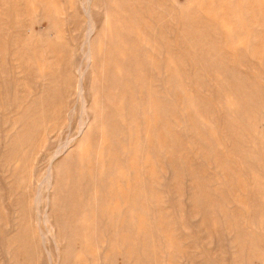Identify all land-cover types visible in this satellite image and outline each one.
Segmentation results:
<instances>
[{"label": "bare ground", "instance_id": "bare-ground-1", "mask_svg": "<svg viewBox=\"0 0 264 264\" xmlns=\"http://www.w3.org/2000/svg\"><path fill=\"white\" fill-rule=\"evenodd\" d=\"M19 1L15 3L9 13L1 12L0 10V20L7 23V26L0 25V56H5L4 59L0 58V63L4 66L9 61L16 62L15 65H12L6 70V73L9 71H17L21 74H38L37 81L41 86V94L38 102L41 107H35L34 102L30 101L33 106L31 108L27 106L28 108L24 113L20 114V117L15 120L10 129L11 131H9L11 133L8 132L5 134L6 141L3 139L5 144L3 148L0 147V158H3L6 152L9 151L8 148L11 147V140L13 138L18 139L23 130L25 128L27 129L29 125H36V123H23L24 118H39L41 113L44 119L51 117L50 121H46L45 119L42 125V133L45 138L36 139L27 146L25 145V149H33L34 146L37 148L45 146L51 134H55L54 136L59 138V135L62 133L61 131L65 130L66 127L68 130L73 127V113H75L76 108L71 107V98L76 97L77 100L79 98L81 99L80 115L74 128L77 134L75 138L77 142L73 144L76 140H73L71 137L64 138V141H57L58 143L52 151V162L51 164L49 163L51 167L55 164V167L54 171L49 172L48 170V180L45 179L46 181L43 182L42 180L44 179H40L38 181L35 170L37 163L34 161L29 167L26 185L23 186V191L26 190L28 192L26 204L30 208V212L33 204L37 205L35 208H39L40 196L43 191L41 189L45 188L49 193V198L47 197V201L45 202L46 210L45 208L42 209L43 211L39 209L40 213H37V215L51 224L53 233L50 234L49 243L53 247H48L45 244L48 240V233H45L42 228H35L33 233L34 242L36 244H43V248L48 257V264H74L72 262L73 257L80 260L77 264H84V245L82 242L84 238L86 239L84 230L88 233L89 241L87 244H90L92 240L94 243V248L88 251L92 256L93 264H125L121 260L120 252L122 251L114 252V245H116V239H120L123 245L128 244V247L130 246L133 251L135 244L134 242L130 243L129 241L131 240L126 235L132 229V226L137 231L138 239H141L145 246L149 243L152 244V252L143 251L142 256L149 257V254H151L154 256L156 264H173L175 258L182 264H198L192 255L196 252L195 250L198 251L194 242V239L197 237V234L193 232V227L195 228V226L204 231L205 236L203 238H206L209 244L215 243L214 239L218 238L223 242L230 243L231 246L226 243V245L230 246L229 253L238 252L239 255L241 254L245 247L243 245L244 242H242L243 236L240 232L234 234L232 230L230 231L225 227L230 232L229 234L224 233V230L222 231L223 225L221 220L211 216L208 208L202 209L199 206L200 203L195 189L192 186L185 187L188 181L193 184L195 178L192 175L191 169L189 170L191 167H189L188 161H183L181 164L178 161L177 151L169 144V139L172 140L174 138L171 131L167 129L168 123L172 119L181 122V124H183V119H187L186 124L189 126L190 133L194 134L195 142L202 145L198 150L196 148L195 150L199 153L204 150L203 152L206 153L205 159L210 162L209 164L217 172L221 169V175H223L225 180H232L236 177L244 185H246V181L247 183L248 180L250 181L249 189L253 192L252 198L260 202L257 204L254 201L250 224L264 232V217H256L260 214L258 209L261 212L264 211V179L262 181L259 179L260 175H264V134L259 131L262 122H264V115H257L258 108H252L250 112L246 110V105L254 102L253 99L255 97L250 95V92H246V83L243 81L245 80L244 77L240 74L221 72L223 69L230 70L231 68H226L221 65L216 66L215 64L217 56H221L225 52V48L229 45V42L220 48L215 47L212 42L203 44L206 46L199 48V43L192 41L194 35H200L202 32L199 26L190 27L186 24L181 25L180 22L184 19L178 20L174 15L170 20V23L174 24L172 28L164 29L161 25L152 30L146 23L147 17H151L152 12L141 10L143 13L139 12V14L141 13L139 20L146 23L144 31L152 32L154 36V38H151L152 40H147L142 44L130 42L126 36L133 33L136 34L137 29L129 20L125 21V34H121L115 29L106 28V24H103L100 29L95 28V24L90 18V15V19L88 18L90 20V23L88 22L90 28H86L85 39L83 33L79 39L78 46L72 49L65 38L61 17H63V14L69 13L73 7H70L69 10L65 9L62 6L63 4L55 0H25L26 6L19 8ZM207 1L204 7L207 9V13L212 15L218 9V6L213 5L214 0ZM227 1L219 0L220 7H226ZM116 2L117 0H92L90 4L97 6L100 3L104 12L107 14L106 16H109ZM132 2L134 1L130 0L129 2L131 6ZM78 4H80L84 11V4L87 5V3H84V0H77L76 5ZM86 7V9H89V6ZM161 7L159 6V8ZM87 11H84L85 14ZM221 13L220 18L223 25H225L222 27L225 35L228 37L231 34L239 37L241 33L238 28L228 29L230 21L235 18L234 12L224 9ZM25 16L27 20L26 23L24 22L23 31L27 28L29 29L33 19L36 22L49 19V30L53 29L55 35L49 38L41 36L36 45L30 41L28 42L27 39L20 44L16 38L19 34L21 35L22 18ZM3 17H6V20ZM105 22L107 23V20ZM159 22H163V20L160 18ZM169 31L176 32L173 36L174 41L165 42L164 40L167 38L166 33ZM77 38H79V35ZM239 42L241 41L239 40ZM260 43L262 48L263 40L261 37ZM180 46H182V49ZM195 47H198V49ZM33 49L36 58L34 56L31 58L29 54ZM257 49V43H254L251 53L257 55L259 52ZM9 50L13 54L11 58L7 54ZM238 50H241V48ZM260 53L264 56V47ZM77 54H81L82 56L83 60L81 63L73 61ZM185 54L189 55L192 60L190 67L193 70L196 80L188 86H185L182 80L183 78L178 73L180 67L175 62L178 59L183 60ZM122 56L125 59L132 56L139 61L141 59L146 60L149 64H154L155 72L157 73V76L148 77L147 82L146 77H144L145 82H142L141 73L145 71L147 66L143 68V64L138 62L135 78L139 84V95L130 86L131 80H129L128 76L124 78V83L130 88L129 98L126 100V97H123L121 101V105L126 103L125 110L127 113L125 114L127 115L125 117L121 115L122 113H119L116 94L114 93L117 80L115 74H118L117 70L120 69ZM207 60L212 62V65H208L210 67L205 64ZM260 61L264 67V58L262 57ZM199 70H202V74L208 78L209 86L206 88L207 92L213 96L214 102L217 101L218 103L217 107H211L209 110L214 109L211 114L206 111L198 113V110L203 106L201 104L203 102L193 92L192 87H190L191 85H197L199 87L204 85V82L200 79V74L197 72ZM83 74L92 75L87 86ZM103 74H111L107 82L103 81ZM123 74H130V70L127 67H123ZM87 88L90 91V95L86 103L84 95ZM145 101L147 103L143 104ZM170 102L179 104L181 111L179 112L178 108L176 110L177 112H170L167 106V103ZM85 108L87 109L85 111H88L86 116H84ZM31 109L33 112H30ZM139 109L143 110L142 115L135 112ZM211 115L219 117L216 121L220 124L221 117L223 118L221 124V132L223 135L215 140H225L228 145L225 144L224 149L216 145L213 148L209 147L205 149L204 147V144L208 145L210 142H213V132L211 131L209 133L202 129L204 124L208 127L211 126L209 122ZM61 118L63 121H61ZM70 133L71 129L69 136ZM174 134L176 136L178 135L177 133ZM25 143H29V139L25 140ZM90 148L92 149L95 164L89 166V168H85L86 172H89V175H87V173H84L83 158L81 155H84V152ZM184 149L185 151L187 150L186 152L192 151L187 146ZM212 151L215 152L214 160L212 159ZM234 161L241 163L243 177L237 176L228 168V164ZM156 163L164 168V171L161 173L162 175L158 178L154 169ZM184 166L187 167V172L183 169ZM259 166H261L260 169ZM144 167H146V170L143 172V175L144 173L146 174L137 179L138 172L142 168L144 169ZM71 171L77 173L76 179L68 178L69 172ZM128 173L134 175L132 182L133 188L132 186L130 188L132 190V194L131 192L130 194L133 197L130 200L127 198L128 196H125V190L123 188L125 182L124 177ZM198 176L200 175L198 174ZM2 179L4 178L2 177ZM69 180L70 184H64ZM115 181L119 183V187L114 186ZM146 181L153 182L154 184L155 182H159L161 196H158L156 191L154 192L155 187L152 186L150 201L147 200V197L143 199L136 197L140 196V194L136 191L135 185L145 184ZM3 182L6 185L4 180ZM217 185V189H223V186ZM142 190L144 192V188ZM18 192L19 190L11 196L14 197ZM86 192L88 193L87 204L89 211L84 222V214L82 213L83 216L79 214L76 208L70 206V204L72 201L78 202V200L84 202V194ZM45 194L47 193L45 192ZM10 197L2 203H7L8 213L12 212L10 213L12 219L9 222L12 230L9 232L11 234L14 233V236L9 243H3L2 250L4 249L7 252L9 264H18L17 254L21 248V243L18 239L20 230L18 229L19 224L17 222L21 208L19 207L20 204L13 203ZM153 204L159 211L161 209L158 207H166V210L174 208L175 213L173 215H163L161 213L157 218L154 213ZM213 204L216 205V203H212L211 205ZM12 205L13 209L10 207ZM9 207L11 208L10 212ZM135 207H139L140 210L138 209L139 212H135L136 214L133 216V213L131 214L130 212H133L132 210ZM119 208L124 211V216H120L122 219L116 225V223L114 224V220H111V218L106 219V216L107 214H111L112 219H114ZM236 209L235 211L237 212ZM39 210L36 209V211ZM30 212L29 217L33 221V215ZM217 214L219 215V213ZM187 217L193 218L194 221L188 220ZM35 218L37 220L38 218L40 219V217ZM98 218H105L104 220L106 221H112V224L109 222H106L104 225L98 224ZM169 222H171V225ZM244 222L243 226L246 229L248 222H246V219ZM219 229L221 231L220 234L217 233ZM97 230H103L106 233L97 235ZM118 230L122 233L119 236L116 234ZM179 231H181V237L176 235V232ZM254 237L255 235L253 233H249L251 241H254ZM162 239L167 241L165 250L162 248L163 245H160ZM260 239L263 238L260 237ZM180 240L181 242L179 243ZM170 246H173V249L169 250ZM190 249H192V253ZM218 249L225 256L223 262L228 261L227 252L224 250L225 246L222 247L219 245ZM42 254L43 251L40 250L35 256L30 255L27 263L45 264L42 261ZM201 256L200 252L199 257ZM202 258L200 264H209L207 259ZM19 259H21V256Z\"/></svg>", "mask_w": 264, "mask_h": 264}, {"label": "rangeland", "instance_id": "rangeland-1", "mask_svg": "<svg viewBox=\"0 0 264 264\" xmlns=\"http://www.w3.org/2000/svg\"><path fill=\"white\" fill-rule=\"evenodd\" d=\"M17 1L18 0H0L1 12L9 13V11L12 10V8L14 7L15 3H17ZM55 1H58L61 4H63L62 6L65 9L69 10L70 7L71 8L73 7L69 13L63 14V17H61V20L63 22L62 28H63V32L65 34V38L67 39V41L70 44V47L72 49H74L78 46L79 39L82 37L83 33H84V39H85V32L88 28H90V25H88L90 23V20H88L90 15H91L90 18L92 19V21L95 24V28L100 29L103 26V24L104 25L106 24V28L115 29L117 32L119 31V33H121V34H125V32H126L125 31V29H126L125 21L129 20L130 23L132 22V24L136 27L137 33L136 34L135 33L129 34L126 37L128 38V40L130 42H133L135 44H142V43H145L147 40H152L151 38H154L152 32L144 31V29L146 28V23L148 24V27H150L152 30H154L155 27H158L161 25H162V27H164V29L169 28V27L172 28L174 26V24L170 23V20L172 19V17L174 15H175V17H177L178 20L184 19L183 21L180 22L181 25L186 24V25H189L190 27L199 26V28H200V30H202V32L200 33V35H194V38L192 39V41L194 43H199V48L205 47L206 45H203V44H207L209 42H212L215 47L220 48L225 43L229 42L228 43L229 45L225 48V52H223L221 56L220 55L217 56V61L215 64H216V66L221 65V66H225L226 68H231L230 70L223 69L221 72L240 74L242 77H244L245 80H243V81L246 83V92H250V95H253L255 97V99H253L254 102H252V103L250 102L246 105V110L250 112L252 110V108H258L257 109L258 110L257 115L258 114L264 115V84H263L264 83V67L260 61V59L262 57L264 58V56L260 53L262 48L264 47V0H228L226 2V5H225L226 7H223V6L220 7L221 5L219 4V0H214L213 5L215 4V6H218L219 10L218 9L215 10L214 14H212V15L207 13V9L204 7L205 4L208 2L207 0H193L191 2H190V0H186L187 2L184 0H133L134 2H132V6L129 3L130 0H117V2L113 5V10L109 16H106L107 14L104 12V9L100 3L97 6L91 5L90 3L92 0L91 1L90 0H84V3H87V5L84 4V7H85L84 11L88 10L86 14L83 11V9L81 8L80 4L76 5L77 0H69V1L68 0H55ZM158 5L162 6V7L159 8ZM24 6H26L25 0H20L19 1V8H24ZM86 6H89L88 7L89 9H86L87 8ZM224 9H228L229 11L234 12L235 18L234 19L232 18L233 20L230 21V26L228 27V29L229 28L230 29L238 28L240 30V33H241V35L239 37H235L234 35H231V34L228 35V37H227V35H225V32L222 29V27H224L225 25H223V22L220 18L221 14H222L221 12ZM141 10H143L145 12H152V16L147 17L146 23L145 22L143 23L139 20L140 14L143 13ZM240 10H243V11H240ZM127 11H129V12H127ZM1 12H0V18H1ZM139 12H141V13L139 14ZM88 13H91V14H88ZM86 15H88V16H86ZM112 18H113V20H112ZM160 18H161V20H163V22H159ZM3 19L6 20V17H3ZM26 20H27L26 16L22 18V29H21L22 31H23V25L26 23ZM106 20H107V23L105 22ZM112 21L114 22L113 24H112ZM6 24L7 23H4L0 20V25L7 26ZM49 25H50L49 19L48 20H40L39 22H36L33 19V21H31L29 29L27 28L23 32L20 31L21 35L19 34V36H17L16 39L20 44L25 42V39H27L28 42L30 41L36 45V43L39 42L41 36L44 38H46V37L49 38V37H52L55 35V32L53 29L49 30V27H50ZM74 25H76V26H74ZM122 26H124V27H122ZM242 28H243V30H242ZM17 33H19V32H17ZM168 33H166L167 38H165L164 41L165 42L174 41L173 36L176 32L173 33L171 31H169ZM77 34L79 35V38H77L78 37ZM260 37L263 40V47L262 48H261V43H260ZM239 40L241 42H239ZM201 42H203V43H201ZM254 43H257V48H258L257 50L259 51L257 55H253L251 53V49H252V46ZM180 47L182 49V46H180ZM195 48L198 49V47H195ZM240 48H241V50H238ZM185 49H186V47H185ZM34 53H35L34 49L32 50L31 53H29L31 58L35 55ZM7 54H8L9 58H11L13 56V54L10 52V50L7 51ZM122 57H121L122 59L120 60L121 61V66L119 67L120 69L117 70L118 74H115L117 76V80H116V87H115L114 93L116 94L115 96H116V100H117L116 102H117L119 113L120 114L122 113L121 115L125 117L127 115V114H125V113H127V111L125 110L126 103L124 105H121V101H122L123 97H126V100L129 98V96H130L129 95L130 94L129 89L130 88H128V85L124 83V78L128 76L129 80H131L130 86L133 89H135V91L138 93L139 84L135 78L136 77L135 72L137 70L138 62H141L143 64L142 65L143 68H145V66H147L145 71L141 73L142 74L141 75L142 82H145L144 77H146V82H147L148 77L157 76V73L155 72L154 64H149L146 60L141 59V61H139V60L133 58L132 56L128 59L126 58L127 59L126 60L124 56H122ZM0 58L4 59L5 56H0ZM74 58L75 59L73 61L76 63H81L83 60L81 54H77ZM208 60H207V63H205V64L207 66L212 65V62L208 61ZM14 61H16V60L14 59ZM123 61L125 62V64ZM175 62L180 67V69L178 70V73L180 74L181 78H183L182 80H183L185 86H188L191 83H194L196 80L194 78L193 70L190 67L192 64V60H191L190 56L185 54V57L183 60L178 59ZM15 64H16V62L9 61L8 63L4 64V66H2V64L0 63V66H1L0 67V103H1L0 104V111H1L0 112V143H1L0 147L1 148H3V146L5 144L4 141H6L5 134H7L9 131H11L10 129L12 128L15 120L17 118H19L20 117L19 115L24 113V111L28 107L31 108V106H33V105H31L30 101L34 102L35 107H37V106H38V108L41 107L39 105V102H38V100L40 98V94H41V86L39 85V82L37 81L38 74H34V73H32V74H21V73H18L17 71H9L6 73V70ZM123 67H127L130 70V74H123ZM208 67H210V66H208ZM84 68H85V65H84ZM120 72H121V74H120ZM197 72L200 74L199 75L200 79L204 82V85L202 87H199L197 85H191L190 87H192L193 92L195 94H197L199 96L200 100L203 102V103H201V104H203V106H201V108L198 110V113L206 111V112H210V114H211L214 111L213 108L218 106V103H217V101L214 102L213 96L209 92H207V90H206V88L209 86L207 76L202 74L203 73L202 70H199ZM208 72H209V70H208ZM212 73H213V71H212ZM83 76H84L85 83L87 86V84L91 80L92 75L91 74H83ZM110 76H111V74H103V81L107 82V79H109ZM19 86H20V88H19ZM86 90L87 91L85 92L84 100L87 103V101L89 99L90 91L88 88ZM119 90H120V92H119ZM87 92H88V95H87ZM118 92H119V94H117ZM127 94H128V96H127ZM138 95H139V93H138ZM15 98H17V99H15ZM26 99H28V100H26ZM71 99H72L71 100V102H72L71 107H75L76 111H75V113H73V121H72L73 127L70 128L71 133H72V131H74V132L72 134L70 133V136H69L70 129L68 130V129H66L67 128L66 127L65 130L61 131L62 133L60 134L61 136L59 135V138L55 137L54 136L55 134H51L50 135L51 137L48 140V142H46L45 146H43L41 148H39V147L37 148L34 146L33 149L32 148L25 149V145L27 146L28 144L35 141L36 139L45 138V136L42 133L43 132L42 131V125H43L45 119H46V121H50L51 117H46L44 119L42 116V113H41L39 118H35V119H32L30 117L24 118L23 123H26V122L27 123H36V125H32V124L29 125V127L27 129L25 128V130H23V132H22L23 134L21 133V135L19 136L18 139L13 138L11 140V147L8 148L9 151L6 152V154L3 158H0V171H1L0 172V240L2 241V242L0 241V245H1L0 246L1 247V249H0V264H9V258H7L8 257L7 252L4 249L2 250V245H3V243H9V241H12L13 236H14V233H12V234L10 233L12 230V227L9 224V222L12 219V216L10 215V213H12V212H10V211H11V208L13 207L14 204L12 206H10L11 208L9 207L10 213H8L7 203H2V202H4V200H8V198L13 193H16L17 190H19V192L16 195H14V197L11 196L10 199L12 200L13 203L20 204L19 207L21 208L19 210L20 212H19V218H18V222H17L19 224L18 229L20 230L18 239L21 243V248L18 250L19 257L17 254L18 264H28L27 263V260L29 259L28 257L30 255L35 256V254L40 250L43 251L42 261L45 264H48V257L45 253L44 248H43V244H40V243L36 244L34 242L33 233H34L35 228L36 229L42 228V230L45 233H48V240L45 244L48 245V247L49 246L53 247L52 244L49 243L50 234L53 233L52 226L50 223H48V221H44L41 218V216L37 215V213H40V210L43 211L42 209H44L46 207L45 202L47 201V197L49 198V196H48L49 193L47 192V190H45V188H42L41 190H43V191L41 192V196H40V199L42 201L40 200V202H39V208H35V207H37V205L33 204V207H32L31 212H30L29 211L30 208L26 204L28 192L26 190L23 191V186L26 185L28 170L34 161L37 163L35 170H36V178L38 179V181L40 179H44V180H42L43 182L48 180L47 179L48 170H49V172L54 171V167H55V164H53L52 167L50 164L52 162L51 161L52 160L51 156L53 155L52 151L55 148L54 146L58 143L57 141H59V142L64 141L68 137L73 138V140L76 138L77 134H76V131L74 128L77 124V120H78L79 115H80L81 99L79 98L77 100L76 97H72ZM145 103H147V101L143 102V104H145ZM167 104H168L167 105L168 110L170 112H177L176 110L178 108H179L178 109L179 112L181 111L179 104H176L173 102H170ZM185 105H186V103H185ZM13 106H14V109H13ZM211 107H213V108L211 111H209L211 109ZM85 110H87V109L86 108L84 109V116H86V114L88 113V111H85ZM124 110H125V112H124ZM30 112H33L32 109L30 110ZM135 112H137L139 115L143 114L142 109H139ZM34 113H35V111H34ZM6 114H7V116H6ZM62 118H64V116H62ZM62 118H61V121H63ZM218 118L219 117H216L215 115L214 116L211 115V117H209V122L211 123V126L208 127L204 124V126L202 127L203 130H206L209 133L211 131L213 132V142H210V144H208V145L204 144L205 149H207L209 147L213 148V146H215V145L220 146V148H223L225 144L228 145L225 140H222V139H219L217 141L215 140L216 138H220L223 135L221 132V124H222L223 118L221 117V124L216 121V119H218ZM84 120H85V117H84ZM186 122H187L186 118L183 119V124H181V122L176 121L175 119H172L171 121H169V123H168L169 125L167 124L168 125L167 129L169 131H171V133L174 135V138L172 140L169 139L170 146H172L174 148V150L177 151L178 159H179L178 161H180L181 164L183 161H186V160L188 161V163L190 165L189 167H191V168H189V170L191 169L192 175L195 178V181L193 182V184H191L192 182L188 181V183L186 182L185 187L192 186L195 189L196 195L198 196L199 203H200L199 206L202 209L208 208L210 210L211 216L215 217L216 219L221 220L222 225H223L222 231L224 230L223 231L224 233L229 234V232L231 230H232V233H234V234L240 232V234L243 236L242 242H244L243 245L245 247L240 255L238 254V252H235L236 254L234 252L229 253L230 252L229 247L231 246L229 242H223V241H221V239L219 240L218 238H215L214 239L215 243L209 244L208 243L209 241L206 240V238H203V236H205L204 231L195 226V228L193 227V229H194L193 232L195 234H197V237L194 239V242H195L196 248H198V251L195 250L196 252L194 254H192L194 259H195V262L200 264L201 257H203L202 259H204V258L207 259L209 261V264H264V232L260 231L259 229H256L253 225L250 224L251 215L253 214L254 201H256L257 204L260 203L259 200H254L252 198L253 192L249 189L250 181L247 179L248 183L246 181V185H244V184L240 183V181L236 177H234L232 180H228V179L225 180L223 175H221L222 174L221 169L217 172L214 168H212L211 164H209L210 162L205 159L206 153L203 152L204 150L201 151L200 153L195 150V148L198 150L199 147H202V145H199L197 142H195V137H193L194 134L190 133L189 126H188V124H186ZM219 126H220V128H219ZM174 130H175V132H173ZM214 130H215V132H214ZM259 131H261L260 133L263 132V134H264V122H262V125H261V128ZM9 133H11V132H9ZM174 133H177L178 135L176 136ZM1 135H3V136H1ZM2 137H4V138H2ZM257 137H259V135H257ZM3 139H4V141H3ZM28 139H29V143H25V140H28ZM181 139H183V140L181 141ZM76 142H77V140L73 144H75ZM189 142H191V143H189ZM174 143H175V145H174ZM186 146L190 147L192 149V151L186 152L187 150L185 151V149H184V147H186ZM81 156L83 158L82 163L84 164V173H87V175H89V172H86L85 168H89V166L95 164V159L92 156V149L91 148L87 149L84 152V155H81ZM48 158H51V159H48ZM213 158H215V152L214 151H212V159ZM86 160L89 162H87ZM17 165H18V167H17ZM260 167L261 166H259V169H260ZM228 168L230 170H232L237 176L243 177V175L241 173V172H243V168H242V165L240 162L234 161L232 163H229ZM154 169H155V172L157 173V178L160 177L162 175L161 173L164 171V168L158 163H156L154 165ZM183 169H185L187 172L186 166H184ZM145 170H146V167H144V169L142 168L140 170V172H138L136 178L138 179V178L143 177L146 174V173H144V175H143V172H145ZM2 173H4L5 176L2 175ZM198 174L200 176H198ZM1 176L4 179H2ZM76 176H77V173L71 171V172H69L68 178L69 179L70 178L76 179ZM262 176L264 177V175H260V177H259L260 181H262L264 179ZM196 177H197V179H196ZM133 178H134V175L132 173H128L124 177L125 182H124L123 188L125 190L124 191L125 196L126 197L128 196L127 198L129 200L133 197V195H131L132 190L130 189L132 186ZM3 180L5 181L6 185H4ZM8 182H10V183H8ZM64 184H66V185L70 184V180L65 182ZM217 184L223 186V189H217V186H218ZM114 186L119 187V183H117L115 181ZM128 186H130V187H128ZM141 186H143L142 188H144V192H143ZM152 186L155 187L154 192L156 191L158 193V196H161V189L159 188L160 183L155 182V184H154L153 182L146 181L145 184L135 185V187L137 189L136 191L139 192V194H140V196H136V197H141V199L147 197V200L150 201L151 200V187ZM156 186H157V188H156ZM9 188H12V189H9ZM132 188H133V186H132ZM45 192L47 194H45ZM130 192H131V194H130ZM143 193H145V194H143ZM87 194H88L87 192H86V194H84L85 195L84 196V202H82L81 200H78V202L72 201L70 204V206L76 208V210L79 212V214H81L82 216L84 214V222H85V217L89 211L88 210V204H87V200H88ZM75 197H77V196H75ZM232 197H234V198H232ZM162 199H163V197H162ZM137 201H138V199H137ZM151 202L155 203L154 201H151ZM212 203H216V205H214V204L211 205ZM236 207H237V209H236ZM136 208L137 207H135L132 210L133 212H130L131 214L133 213L132 214L133 216L136 214L135 212H139L138 209L140 210L139 207L137 209ZM158 208L161 209V211H159L157 209V207H155V205L153 204L154 213L157 216V218L160 216L161 213H163V215H171V214L173 215L175 213L174 208L173 209L169 208V210H166V207L165 208L158 207ZM36 209L37 210L40 209V210L36 211ZM235 209L237 210V212L235 211ZM243 209H245V211H243ZM45 210H46V208H45ZM212 211H213V213L211 214ZM258 211L260 212V214H259V216H256V217L263 218L264 217V211L261 212L260 209H258ZM29 212L32 213V215H33V219H34L33 221H31V219L29 217ZM130 213H129V215H131ZM217 213H219V215ZM241 214H243V215H241ZM120 216H122V217L124 216V211L121 208H119V210H117V215H116V217H114V219H112L111 214H107L106 219L111 218V220H114V224L116 223V225H117V223H119L121 221L120 219H122ZM35 217H40V219L38 218L40 224ZM118 217H119V219H118ZM104 219L98 218V224L104 225V224H106V222H109V221H106ZM187 219L190 221H194L193 218H191V217H187ZM245 219L249 225V226L246 225V229H244V226H243V224L245 223L244 222ZM109 223L112 224V221ZM169 223L171 225V222H169ZM225 227H227V229H229L230 231L226 230ZM247 227H249V228H247ZM252 227H253V230L255 232L252 230ZM4 232L6 233V235ZM117 232H116V234L118 236L120 234H122L120 230H118ZM220 232H221L220 229L217 230L218 234H220ZM105 233H106V231H103V230H97V232H96L97 235H99V234L103 235ZM176 233L175 234L178 235V237H181V231L176 232ZM249 233H253L255 235L254 241H251V238H249ZM85 234H86V236H85ZM126 235H127V237L130 238V240H131V241H129L130 243L134 242L135 248H133V251H132V248L130 246L128 247V244L123 245V243L120 241V239H116V242H115L116 245H114V252L115 251H117V252L122 251V252H120L122 262H124L125 264H134V262H136V264H156V262L154 260V256H152L151 254H149V257L142 256L143 251L150 252V253L152 252V244L149 243L145 246L144 243L142 242V240L138 239L137 231L135 230L134 226H132V229L129 232H127ZM4 236H5V238H4ZM84 236L86 237V239L84 238V241L82 240L83 245H84V253H83L84 254V264H93L92 256L88 253V251H89V249L94 248V243L92 240L90 242V244H87L89 239H88V233L85 230H84ZM260 237H262L263 239H260ZM180 242H181V240L179 241V243ZM169 243H171V242H169ZM226 243L230 246L226 245ZM223 244H225V245H223ZM160 245L161 246L163 245L164 247L162 246V248L165 250V248L167 247V241L162 239L160 241ZM171 245H173V244H171ZM219 245L222 247L225 246L224 250L227 252L226 254L228 255V261H226V262H223V258L225 256L222 255L221 251L218 249ZM31 249L34 251H32ZM170 249H173V246H170L169 250ZM190 250H191L190 252L192 253L193 252L192 249H190ZM179 252H181V251H179ZM200 252L202 255L201 257H199ZM31 253H33V254H31ZM205 255H208V256H205ZM20 256H21L22 260L19 259ZM79 261H80L79 259H77L76 257H73L72 262L74 264H77V262H79ZM30 264H33V263H30ZM115 264H117V263H115ZM173 264H182V263H180L179 260L177 258H175L173 261Z\"/></svg>", "mask_w": 264, "mask_h": 264}]
</instances>
